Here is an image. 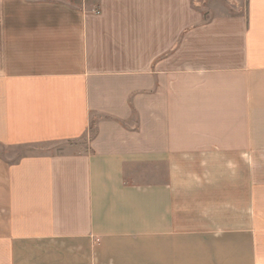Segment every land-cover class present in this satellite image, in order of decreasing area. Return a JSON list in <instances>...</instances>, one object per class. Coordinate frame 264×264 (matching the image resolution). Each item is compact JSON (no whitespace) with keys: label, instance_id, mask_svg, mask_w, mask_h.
I'll return each mask as SVG.
<instances>
[{"label":"crops","instance_id":"1","mask_svg":"<svg viewBox=\"0 0 264 264\" xmlns=\"http://www.w3.org/2000/svg\"><path fill=\"white\" fill-rule=\"evenodd\" d=\"M0 264H264V0H0Z\"/></svg>","mask_w":264,"mask_h":264}]
</instances>
